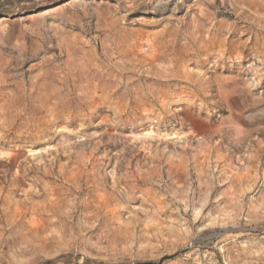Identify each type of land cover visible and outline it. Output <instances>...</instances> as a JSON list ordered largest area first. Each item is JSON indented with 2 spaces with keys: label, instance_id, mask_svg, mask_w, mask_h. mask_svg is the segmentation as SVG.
<instances>
[{
  "label": "rangeland",
  "instance_id": "1",
  "mask_svg": "<svg viewBox=\"0 0 264 264\" xmlns=\"http://www.w3.org/2000/svg\"><path fill=\"white\" fill-rule=\"evenodd\" d=\"M0 264H264V0H0Z\"/></svg>",
  "mask_w": 264,
  "mask_h": 264
},
{
  "label": "water",
  "instance_id": "2",
  "mask_svg": "<svg viewBox=\"0 0 264 264\" xmlns=\"http://www.w3.org/2000/svg\"><path fill=\"white\" fill-rule=\"evenodd\" d=\"M249 228L247 227H233V228H226V229H223L219 232H216L214 234V237H220L224 234H228V233H237V232H240V231H248Z\"/></svg>",
  "mask_w": 264,
  "mask_h": 264
}]
</instances>
